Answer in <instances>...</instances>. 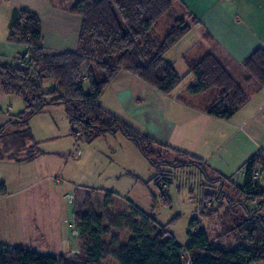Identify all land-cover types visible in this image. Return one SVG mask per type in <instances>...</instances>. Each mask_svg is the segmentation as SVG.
<instances>
[{
    "label": "trees",
    "instance_id": "trees-1",
    "mask_svg": "<svg viewBox=\"0 0 264 264\" xmlns=\"http://www.w3.org/2000/svg\"><path fill=\"white\" fill-rule=\"evenodd\" d=\"M178 4L179 0H76L68 10L81 18L75 51L45 49L41 45V26L36 14L26 9L13 10L8 39L24 46L25 51L20 55L27 53L28 58L23 66L0 62L1 93L16 95L23 104V110L15 119L0 125V160L24 163L42 154L32 141L28 128L11 133H5V129L7 125L27 124L45 106L62 104L70 135L75 140L83 136L90 142L106 133L120 132L134 142L153 169L151 178L143 182L145 185L152 182L157 188L156 194L150 193L153 204L159 199L163 205L169 206L167 187L175 179L176 169L183 171L186 167H194L198 171L195 174L206 177L204 160L149 138L105 110L100 103L102 93L119 70L126 71L163 95H170L187 75L192 74L194 79L185 91L198 94L214 88L202 111L227 121L249 101L251 91L264 86L262 47L255 48L237 63L243 72L240 82L212 53L200 58L184 56L187 71L179 74L164 55L189 32L191 23L198 20L190 14V23L174 17L172 9ZM167 13H170L172 24L160 37L155 26ZM168 157L173 160L167 161ZM240 168L243 170L241 184L234 183L231 176L211 180L206 177L209 184L193 183L214 188L215 182H219L216 192H201L195 202L202 215L212 217L222 206L223 199L228 201L225 210L231 213L216 238L230 237L236 242L235 247L213 243L206 230L198 227L200 221L197 217L190 220L186 242L180 245L151 213H144L132 204L119 209L112 192H102L100 202H93L95 191L91 189L85 192L82 202L73 210L78 230L76 252L52 255L24 245L0 242V264L264 263V215L261 213L264 186L259 182L264 173V154L254 153ZM256 170L259 175L254 180L252 175ZM192 174L189 172L187 179H191ZM226 185L244 200L231 201L232 194L224 191ZM5 194V184L0 182V197ZM213 200L218 202L216 208L202 211L207 202L210 201L211 205ZM124 230L131 234L121 241L120 232Z\"/></svg>",
    "mask_w": 264,
    "mask_h": 264
},
{
    "label": "crops",
    "instance_id": "crops-1",
    "mask_svg": "<svg viewBox=\"0 0 264 264\" xmlns=\"http://www.w3.org/2000/svg\"><path fill=\"white\" fill-rule=\"evenodd\" d=\"M75 1L0 0V62L13 63L14 57L25 51L24 46L8 39L9 23L15 9L36 14L41 26L42 47L49 51H75L81 18L68 11ZM179 2L172 9L173 16L190 23V14L198 22L191 23L189 32L165 53L164 58L182 75L187 71L184 56L200 58L212 53L240 82L243 72L237 63L255 48H264V0ZM184 90L186 87L178 85L170 95H163L119 70L102 93L100 103L105 110L149 138L197 156L209 166L215 165L214 170L223 176H232L254 153L264 154V86L249 91L252 93L249 101L227 121L202 111L209 91L186 94ZM234 164L238 166L237 170L233 169ZM30 194L26 187L12 194L16 197L13 207H19L20 219L29 211L34 216L36 212L38 224L49 227L50 221V227L54 229L58 216L54 205L31 203ZM45 236L38 231L34 239ZM0 242L13 245L1 236ZM75 245L58 254L76 252Z\"/></svg>",
    "mask_w": 264,
    "mask_h": 264
},
{
    "label": "rangeland",
    "instance_id": "rangeland-1",
    "mask_svg": "<svg viewBox=\"0 0 264 264\" xmlns=\"http://www.w3.org/2000/svg\"><path fill=\"white\" fill-rule=\"evenodd\" d=\"M171 24L172 18L170 13H167L156 23L157 34L162 37ZM193 79V75L189 74L179 86H184L185 89ZM86 87L85 85V89ZM209 90L206 99L214 88ZM0 109L2 125L10 119H15L16 114L23 110V104L18 96L4 95L0 91ZM42 110L29 119L27 124L7 125L5 129V133H11L28 128L32 141L42 152L35 160L23 164L0 160V182H3L6 188V196L0 197V236L7 241L6 243L24 245L52 255L67 251L76 244V237L71 233V225L75 226L73 210L82 202L85 192L94 189L93 202H100L102 192H112L118 200L119 209H126L128 204H132L144 213H151L154 220L159 225H164L180 245L186 242L190 220L197 217L200 221L198 227L206 230L208 238L213 243L236 246V242L230 237L215 236L229 217L228 213H231L225 210L226 206H229L228 201L224 198L222 206L217 208L212 217L202 215L195 202L201 192L217 191L219 182H215L214 188L193 184L199 181L201 184H209L206 177L210 180L224 177L214 170L215 165L207 164L206 177L201 173L202 176L195 174L198 171L194 167H186L183 171L176 169V177L167 187L169 206L163 205L159 199L153 204L150 193L156 194L157 188L152 182L148 185L143 183L151 178L153 169L142 157L134 142L123 137L120 132L113 135L106 133L90 142L83 136H78L79 139L75 140L70 135V126L62 104L48 105ZM76 154L77 158H74ZM171 160L173 158H167V161ZM237 167L233 165L234 170ZM189 172L194 173L190 175L191 179H187ZM231 177L234 183L241 184L243 170L238 169ZM259 182L264 186V173ZM22 187L30 190V196L33 198L31 203L54 205L58 215L55 218L54 229L50 227L52 225L50 221L49 227L38 224L36 212L34 216L29 211L20 219L19 207H15L16 210L13 207L16 197L12 194ZM191 189L193 191H190ZM224 191L232 194L231 201L239 198L244 200L243 197H237V193L227 185ZM210 203L207 202L202 211L214 210L218 204L216 200H213L211 205ZM261 213L264 215V208ZM38 231L45 233V238L35 240ZM51 232L54 235H51ZM130 234L127 230L121 231V241H125ZM74 250H77V245Z\"/></svg>",
    "mask_w": 264,
    "mask_h": 264
},
{
    "label": "built area",
    "instance_id": "built-area-1",
    "mask_svg": "<svg viewBox=\"0 0 264 264\" xmlns=\"http://www.w3.org/2000/svg\"><path fill=\"white\" fill-rule=\"evenodd\" d=\"M28 58V54L27 53H25L24 55H16L15 57H14V63H15V65L16 66H23L24 64H25V61H26V59ZM258 171L256 170V171H254V173H253V175H252V178L254 179V180H256L257 178H258ZM71 233H72V235H74L76 238H77V236H78V230H77V228H76V225L75 226H73V224L71 225ZM186 264H188V262H186Z\"/></svg>",
    "mask_w": 264,
    "mask_h": 264
}]
</instances>
